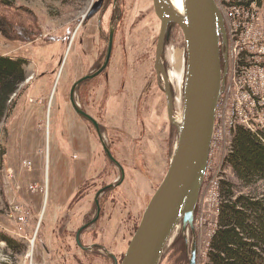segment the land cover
<instances>
[{"label":"rangeland","instance_id":"rangeland-1","mask_svg":"<svg viewBox=\"0 0 264 264\" xmlns=\"http://www.w3.org/2000/svg\"><path fill=\"white\" fill-rule=\"evenodd\" d=\"M93 1L15 0L32 11L37 35L24 41L0 34V55L24 60L26 74L0 121V217H7L10 227L0 228L21 243L19 252L0 244V259L9 257L10 264H27L30 258L34 264H113L112 255L119 262L170 160L176 136L153 69L160 26L151 0H119L121 16L106 69L108 80L85 81L74 95L78 107L105 125L102 138L121 161L123 178L110 166L92 126L70 104L72 85L96 67V56L105 49L92 30L96 18L87 25L80 21ZM258 12L264 29V2ZM107 20L102 22L106 31ZM173 47L181 67L178 78L171 76L176 62L170 48L166 54L171 58L170 83L178 86L174 115L179 116L183 40L177 38ZM228 144L227 137L212 141L194 212L196 264L206 262L216 227L219 182L232 179L222 161ZM104 184L113 187L98 195V213L94 197ZM15 203L29 212L22 225L9 216L8 207ZM90 222L80 241L88 247L100 244L98 250H82L75 242L80 226ZM16 230L25 238L18 239ZM178 235L172 236L160 264H187L189 249L182 253ZM32 239V254L26 258Z\"/></svg>","mask_w":264,"mask_h":264},{"label":"water","instance_id":"water-1","mask_svg":"<svg viewBox=\"0 0 264 264\" xmlns=\"http://www.w3.org/2000/svg\"><path fill=\"white\" fill-rule=\"evenodd\" d=\"M179 1L180 7L175 6L173 0H152L155 15L161 22L154 69L162 75L166 115L176 130V140L168 168L145 206L119 264H160L169 241L179 232L192 236L188 264H196L193 219L208 160L215 106L223 88L225 53L221 51L225 35L223 19L214 0ZM96 11L97 7H94L87 18ZM169 22L179 26L184 44L179 116L173 112L170 86L161 58L163 37ZM111 45L110 33L102 67L109 58ZM100 70L102 68L97 72ZM91 77L84 76L75 82L69 98L76 112L97 127L94 119L78 109L73 99L74 88ZM102 146L113 160L103 141ZM81 230L77 231V236Z\"/></svg>","mask_w":264,"mask_h":264},{"label":"trees","instance_id":"trees-1","mask_svg":"<svg viewBox=\"0 0 264 264\" xmlns=\"http://www.w3.org/2000/svg\"><path fill=\"white\" fill-rule=\"evenodd\" d=\"M262 2L257 1L260 6ZM23 15L28 18L24 20ZM36 28L31 10L15 0H0L2 36L28 41L37 35ZM24 65L22 59L0 55V121L6 118L10 99L25 80ZM233 135L225 157L232 179L219 182L216 227L203 264H264V131L251 132L238 126ZM179 240L183 253L185 248ZM0 242L20 251L21 243L1 228Z\"/></svg>","mask_w":264,"mask_h":264},{"label":"built area","instance_id":"built-area-1","mask_svg":"<svg viewBox=\"0 0 264 264\" xmlns=\"http://www.w3.org/2000/svg\"><path fill=\"white\" fill-rule=\"evenodd\" d=\"M257 1L214 0L224 24L225 73L222 93L215 106L209 153L213 139L221 141L226 137L229 138V152L238 126L251 132L264 131V29ZM214 187L215 183H212L211 191ZM30 190L36 188L30 187ZM8 209L9 216L18 225L24 224L29 214L25 206L15 203ZM14 234L18 239L25 238L17 230ZM32 248L33 239L26 258L31 257ZM0 264H10V258H1ZM27 264H34L31 258Z\"/></svg>","mask_w":264,"mask_h":264},{"label":"flooded vegetation","instance_id":"flooded-vegetation-1","mask_svg":"<svg viewBox=\"0 0 264 264\" xmlns=\"http://www.w3.org/2000/svg\"><path fill=\"white\" fill-rule=\"evenodd\" d=\"M96 8L97 7V11L88 19L87 16L88 14L92 11L93 8ZM151 7H152V11H153V14L154 16L157 18V16L155 15V12H154V9H153V4H152V0H151ZM120 16H121V10H120V5H119V0H94L92 2V4L90 5L89 8H87V11H86V14L84 15V17L82 18V20H80L82 23L84 24H88L91 20H93L94 18H96V21H97V28L96 29H92L93 32H94V36H95V39L97 40L100 39L101 43H104L105 44V49H102L101 52L96 56V59H95V62H97V65L94 69L90 70L89 73L85 76H88V75H91L92 77L89 78V79H86L84 80L83 82L85 81H90V80H99V81H106L108 80V72L106 71V69H109L110 67V60H111V57H112V53H113V45H114V42H115V38H116V34H117V23L118 21L120 20ZM108 18L107 22H108V28H107V31L103 29V26H102V22L104 19ZM158 19V18H157ZM158 23H159V32H158V36H157V41H158V37H159V34H160V30H161V22L160 20L158 19ZM112 34V45H111V50H110V55H109V58L107 59V62L106 64L102 67L103 65V61H104V57H105V53H106V47H107V42L109 40V34ZM177 38H180L181 39V42L183 40V36H182V32L179 28V26L174 23V22H169L167 24V27H166V31L164 33V37H163V48H162V55H161V58H162V66H163V69L165 70V73H166V80L169 82V86H170V91H171V96H172V100H173V106L175 107V99H174V96L177 94V91H173V87L170 83V80H169V73L171 71V65H170V60L171 58L170 57V54L171 56L176 52H174V47H173V44L175 42V40ZM157 41H156V46H157ZM156 46H155V53H156ZM183 47H184V44H183ZM169 48L171 49V53L168 55V59H167V51L169 50ZM154 62H155V58H154ZM99 72H97L99 69H101ZM153 69H154V64H153ZM178 71L180 73V70H181V67L178 66ZM154 72H155V76H156V85L157 87L163 92L162 90V86H163V80H162V75L161 73H157V71L154 69ZM182 73V72H181ZM84 77V76H83ZM82 78V77H81ZM79 78V79H81ZM78 79V80H79ZM123 79V77H122ZM77 80V81H78ZM76 81V82H77ZM81 82V83H83ZM81 83H79L73 90V99H74V95H75V92L77 91V89L79 88V86L81 85ZM181 94H182V83H181ZM71 90V89H70ZM121 90V89H120ZM180 92V91H179ZM70 93V91H69ZM164 93V92H163ZM180 94V93H179ZM164 98H165V95H164ZM176 98V97H175ZM69 101H70V98H69ZM75 102V100H74ZM74 112L80 116L83 120H85L87 123H89L92 128L94 129L96 135L98 136V139H99V142L101 144V147L103 149V146H102V141L104 142L105 140H103L102 137H104V133H105V125H102L100 124L97 120H95L91 115H89L86 111H84L83 109H81L80 107H78L77 105V108L80 109L81 111H83L85 114H87L88 116H90L92 119H94V121L97 123V127H95L88 119H86L83 115L81 114H78L75 110V108L73 107L72 103L70 102ZM77 104V103H76ZM165 104H166V98H165ZM181 111V107H180V110L179 112ZM173 112L175 113V111L173 110ZM180 114V113H179ZM168 120V119H167ZM169 122V121H168ZM170 124V123H169ZM170 127L172 129L175 130V128L170 124ZM175 136H176V130H175ZM106 143V142H105ZM107 147V146H106ZM108 150L110 152V149L108 147ZM103 152L105 153L104 149H103ZM111 154V152H110ZM105 155L107 156V158L109 159L110 161V166L113 164L114 167H116L118 170H119V176L121 178L124 177V171H123V165L121 164V161L118 159V158H115L112 154V159H110L108 157V155L105 153ZM169 163V162H168ZM167 168H168V165H167ZM166 168V170H167ZM166 172V171H165ZM165 174V173H164ZM164 176V175H163ZM163 178V177H162ZM162 180V179H161ZM161 182V181H160ZM116 185L118 186V183H116ZM116 186V187H117ZM158 186V185H157ZM113 187V185L109 184H104V185H101L100 187L98 186L97 187V191H96V195L94 197V202L96 204V207H98L99 209V203L97 205V202H98V198H97V202H96V196L98 197V195H102L104 194L105 192H107V189H111ZM157 188V187H156ZM155 188V189H156ZM98 193V194H97ZM98 213H99V210H98ZM99 214H97L96 212V217L98 216ZM95 217V218H96ZM97 219V218H96ZM109 220V219H108ZM92 222V221H91ZM90 223H85L83 224L82 226H80V228H82L81 232L78 234L77 236V232L75 234V242L77 244V246L82 249V250H87L89 248H97V250L99 248H101L102 246L100 244H96V243H93L90 247H88L89 244H85V243H81L80 239H81V233L85 230V229H88L90 228ZM112 222V219L109 221V223ZM79 228V229H80ZM78 229V230H79ZM194 233H195V230H194ZM181 239V241H183L184 243V247L185 249H189L190 250V246H191V238L192 236L190 235L189 237L186 236L185 234H182L181 232L179 233L178 235ZM129 242V241H128ZM188 243H189V246H188ZM195 243H196V261H197V239H196V235H195ZM128 245V244H127ZM188 246V248H187ZM127 247V246H126ZM188 254V253H187ZM124 255V254H123ZM111 259L113 260V264H119L121 262V260L118 262V260L116 259L115 256H110ZM122 259V258H121ZM188 264V262H187Z\"/></svg>","mask_w":264,"mask_h":264},{"label":"bare ground","instance_id":"bare-ground-1","mask_svg":"<svg viewBox=\"0 0 264 264\" xmlns=\"http://www.w3.org/2000/svg\"><path fill=\"white\" fill-rule=\"evenodd\" d=\"M175 6H177V7H180V1L179 0H173V2H172ZM177 56H176V54L174 53V55H173V60L176 62H174L175 64H174V67H173V70H172V73H171V76H173L174 78H178V76H179V71L177 70V68H178V66H177V58H176ZM173 88H174V90L176 91V89H178V86L176 85V82H175V84L173 85ZM181 104H182V97H181Z\"/></svg>","mask_w":264,"mask_h":264},{"label":"crops","instance_id":"crops-1","mask_svg":"<svg viewBox=\"0 0 264 264\" xmlns=\"http://www.w3.org/2000/svg\"><path fill=\"white\" fill-rule=\"evenodd\" d=\"M20 196V195H19ZM18 196V198L20 199V197ZM25 199V198H24ZM26 200V199H25ZM31 204V203H30ZM7 218V217H6ZM6 218L4 219V217H0V227L5 228V229H9L10 227L8 226L9 224H7V220ZM8 219V218H7ZM9 220V219H8ZM9 227V228H8Z\"/></svg>","mask_w":264,"mask_h":264}]
</instances>
